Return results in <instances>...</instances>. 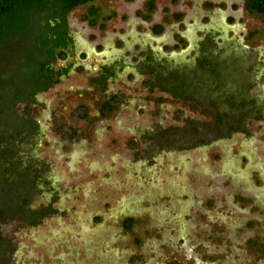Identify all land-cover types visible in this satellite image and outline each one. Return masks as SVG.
Wrapping results in <instances>:
<instances>
[{"label":"rangeland","instance_id":"obj_1","mask_svg":"<svg viewBox=\"0 0 264 264\" xmlns=\"http://www.w3.org/2000/svg\"><path fill=\"white\" fill-rule=\"evenodd\" d=\"M146 1L99 3L101 31L75 9L80 43L104 55L17 105L27 123L4 166L18 169L1 180L43 215L0 223L2 264H264V16L247 0H156L145 20ZM244 26L261 35L241 42ZM108 60L103 92L90 77Z\"/></svg>","mask_w":264,"mask_h":264},{"label":"trees","instance_id":"obj_2","mask_svg":"<svg viewBox=\"0 0 264 264\" xmlns=\"http://www.w3.org/2000/svg\"><path fill=\"white\" fill-rule=\"evenodd\" d=\"M87 0H22L21 4H19V8L16 11V14L12 12H5L0 8V51H1V42L2 37L5 32H15V29L18 26V21L21 16H25L31 9L36 7V14L39 18L42 19L43 25H41L40 30L41 34L38 36L37 48L39 51L46 54H51L55 48H57L60 44L65 40V35L57 34L54 36L50 33L48 34L50 29L49 19L51 16H57L61 19L62 22L65 23L66 14L79 5L80 3H84ZM13 6V5H10ZM148 11L145 15V18H151V14L156 9V0H148L147 3ZM248 10L252 14H262L264 15V0H249L248 1ZM140 13V12H139ZM182 14L179 13L176 15L177 19H180ZM87 19L89 21L90 27H99L101 30L106 28L105 23H98V9L93 7ZM163 31V25H157L155 27L156 33H161ZM56 51V50H55ZM54 51V52H55ZM55 55H61L56 53ZM38 68H36V64L21 69V73L23 74V80L20 82H5L0 83V118L2 116H8L10 119L8 122V126L10 129H14V133L9 135L7 134L9 130L4 131L3 127H6L3 122L0 124V145L5 144L6 146L2 148L0 151V223L5 221L8 218H12L14 214H24L27 215L26 222L29 224H35L42 217V213L38 211L27 210L25 208L28 199L14 198L12 195L10 180L6 182L3 179V176L6 171L14 169V172L18 167L9 166L6 168V164H14L15 165V146L18 140L21 138V132L19 131V125H25L27 119H25L18 111L17 105L20 103L29 104L33 100L34 93L36 91L47 92L49 88L53 85L51 83L52 70L47 68L44 65V62H40ZM63 71V70H62ZM66 71V70H65ZM36 73L41 75L40 80L36 83ZM173 76V74H172ZM186 77V76H184ZM187 81V80H186ZM184 79H182V84L180 87L184 88L188 86V83ZM241 100V99H240ZM119 99L114 97L102 105V113L107 115L112 112L116 106L118 105ZM26 113L31 112L30 107H26ZM5 119V118H4ZM231 130L234 129V126H230ZM1 147V146H0ZM9 164V165H10ZM6 165V166H4ZM6 168V169H5ZM23 177H30L31 173H22ZM133 225V221H127L126 226L131 228ZM12 250L11 245L6 239L2 236L0 232V264L7 259V253ZM180 264V263H175Z\"/></svg>","mask_w":264,"mask_h":264},{"label":"flooded vegetation","instance_id":"obj_3","mask_svg":"<svg viewBox=\"0 0 264 264\" xmlns=\"http://www.w3.org/2000/svg\"><path fill=\"white\" fill-rule=\"evenodd\" d=\"M112 1L114 0H87L84 3H80L66 14L65 23L62 22L61 19L57 16H51L49 19L50 29L47 33H50L51 35L53 34L54 36L59 33L63 34L65 35V40L62 44L55 48L56 51L53 50L51 54L46 55L39 51V48H37L36 44L37 41H39L38 36L42 32L40 30V27L41 25H43L42 19L39 18L36 14V7L31 9L30 12L25 14V16L21 14L15 32H5L4 36L1 39L0 83L22 81L24 78L23 74L21 73V69L31 67L35 64L36 68H38V66L40 65L39 63L43 61L44 65L52 70V77L50 78L53 85L49 88L50 90L55 84L68 79L73 74L74 69L79 68L80 71H84V65L90 58H96L98 61H100V57L104 55L103 53H89L86 50L85 45L83 43H80L79 37H77V35L73 31L74 23L70 20V14L75 9L87 5L89 6V10H91L93 7H96L98 9L99 16V3L106 4ZM248 1L249 0H247L246 2L247 12L252 15V13H250L248 10ZM21 2L22 0H0V8L5 12H12L13 14H16V11L18 10L19 4H21ZM147 3L148 0L146 1L144 11L140 12L141 16H143V19L145 20H148L147 18H145V15L148 11ZM88 14L89 13L84 14L81 19L82 21H86L89 25V21L87 19ZM157 25L159 24H155L153 26L154 32ZM99 31H101L100 28ZM58 52L59 54L61 53V55H55ZM146 60L148 62V65L152 63L150 62V59ZM103 63L105 64H102L101 68L97 69L96 72H94V75L90 77V81L93 85L100 88L103 92H106L108 90L110 82L115 81V76L117 74L112 68L111 60ZM118 63H121L120 59L118 60ZM154 72L152 75L158 81L159 85H157V87L160 89V91H163L164 87L162 86V84L166 80V75L159 69L155 70ZM40 78L41 75L39 73H36V83L40 80ZM44 93L46 92L36 91V93H34L33 99L37 100L39 95ZM114 97L118 98L117 96H111V98Z\"/></svg>","mask_w":264,"mask_h":264},{"label":"crops","instance_id":"obj_4","mask_svg":"<svg viewBox=\"0 0 264 264\" xmlns=\"http://www.w3.org/2000/svg\"><path fill=\"white\" fill-rule=\"evenodd\" d=\"M210 5V4H209ZM251 15V14H250ZM232 17H231V21H232V19H233V15H231ZM251 16H264V15H262V14H252ZM229 29L230 30H232L231 29V27H229ZM243 29L244 30H242L241 31V35L243 36V38L241 39V42H244V40H245V38H246V36H249L250 38H252L253 40L254 39H257V37H259L261 34L259 33V31H255V32H252V31H250L248 28H247V26H244L243 27ZM226 33V32H225ZM233 35H238L237 33H234ZM254 41H256V40H254ZM261 43L262 42H259V44H255L254 45V47H259V53H260V55H261V53H262V51H264V46H261ZM244 47L245 48H247V47H249V45H244ZM255 51H256V49H255ZM259 55V56H260Z\"/></svg>","mask_w":264,"mask_h":264}]
</instances>
